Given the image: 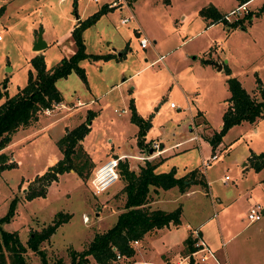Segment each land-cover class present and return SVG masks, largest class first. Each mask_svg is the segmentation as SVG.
Listing matches in <instances>:
<instances>
[{
  "label": "rangeland",
  "instance_id": "rangeland-1",
  "mask_svg": "<svg viewBox=\"0 0 264 264\" xmlns=\"http://www.w3.org/2000/svg\"><path fill=\"white\" fill-rule=\"evenodd\" d=\"M110 1L0 0V81L7 78V94H13L26 82L27 70L31 69L28 58L33 34L41 31V38L47 42L43 48L45 63L52 66L74 51L70 29L76 20ZM210 1L138 0L134 7L121 2L120 8L107 9L84 28L85 52L107 53L113 47L116 54L121 50L124 54L114 59H80L85 81L74 71L55 81L67 105L79 100L72 115L60 116L65 109L56 105L48 112L40 110L39 116L50 114L41 116L42 122L56 121L32 134L27 129L13 137L6 150H11L19 161L0 171V216L12 197L16 201L12 217L1 224L2 228L16 230L24 242L30 229L46 225L57 211L68 212V219L41 243L48 260L59 256L67 261L70 248H83L93 231L113 223V217L107 218L106 211L122 207L125 193L118 186L125 181L120 174L101 193L93 194L90 184L94 166L116 153L112 156L126 155L129 160L154 162V171L173 168L174 175L200 168L206 186L196 183L190 188L193 191L187 193L173 187L168 192L171 202L166 207L176 204L183 207V219L189 221L191 230L200 222L199 235L202 233L212 249L224 252L229 264H264V213L252 222L246 217L248 197L264 205V168L257 173L250 162L251 155L264 150V115L229 126L213 148L209 144L212 133L220 127L228 96L225 82L228 74L217 66H227L246 91L257 89L256 76L264 87V19L254 24H249L250 18L243 19V26L251 27L248 30L241 25L225 28L227 25L220 21L201 30L196 9ZM221 1L225 9L233 5V0ZM260 1L252 0L248 6L254 8ZM247 11L256 12L246 6ZM130 12L135 13V18L119 24V18ZM245 12L236 15L225 11L230 19ZM180 13L185 14L183 19ZM141 36L147 39L145 47L139 44ZM203 58L211 63L214 60L215 64L203 63ZM130 97L136 112L146 121L141 145L136 144L138 126L129 117ZM88 108L98 109L82 139L93 163L88 174L80 177L74 171H66L56 182L49 183L46 197L27 201L23 198L27 184L21 187L18 183L34 176L49 152H58L53 138L62 134L64 124L72 127L81 121ZM197 110L200 112L191 119ZM20 135L24 137L15 142ZM153 140L158 141L162 151L161 143L168 144L169 149L158 156L161 151L155 153L151 148ZM214 152L217 157L202 165L203 158ZM120 160H125L129 168L126 159ZM244 161L247 164L242 166ZM224 174L228 175L225 182L221 180ZM82 214L87 216L86 221L82 220ZM181 229L179 224L168 238L178 240ZM188 234L192 235L191 231ZM180 251L184 254L185 247ZM25 255L26 264H37L34 252L27 250ZM136 257L135 264H140L141 256Z\"/></svg>",
  "mask_w": 264,
  "mask_h": 264
},
{
  "label": "trees",
  "instance_id": "trees-1",
  "mask_svg": "<svg viewBox=\"0 0 264 264\" xmlns=\"http://www.w3.org/2000/svg\"><path fill=\"white\" fill-rule=\"evenodd\" d=\"M133 1L125 0L127 4H131ZM237 1L239 4L246 0ZM107 9H111V7L106 3L101 4L89 15L76 20L70 29V35L75 45L74 51L67 57H61L51 67H45L41 53L32 55L29 58L31 69L27 70L26 82L17 87L13 94L8 95L6 87H2L7 78L3 77L0 81V98H3L0 102V171L16 165L14 160H10L9 154L1 151L10 141L11 134L19 127L32 124L37 119L40 110L50 108L53 103L61 99L60 92L55 86L56 79L65 77L69 72L74 71L85 81V71L79 64L80 59H107L115 56L111 53L85 52L82 38L83 29L91 25ZM263 9L264 3L258 7L254 14H258ZM198 14L208 22L220 21L233 27L243 26V19L248 20L252 13L247 11L241 17L227 21L224 13L219 12L213 4L208 3L198 9ZM202 61L211 62L208 58H203ZM222 69L228 74L225 82L229 94L225 98L226 106L221 113L220 127L211 135L212 148L229 126L242 120L253 121L264 113V87L261 85L259 77L256 76L255 79L257 83L255 91L259 95L256 97L254 93L250 94L244 89L239 80L230 74L227 66L222 65ZM128 108L130 120L138 126L136 144L141 145L143 144V128L146 121L136 112L132 97L128 99ZM94 114V110L87 109L85 118L81 122L71 128H66L63 134L56 139L61 156L28 181L23 191V198L31 199L36 196H44L47 185L66 171L73 170L80 177H86L93 163L80 140L88 131L90 120ZM253 155L254 158L250 159L252 167L255 170L264 167V150ZM154 166V162L145 160L138 170L134 171L128 168L124 160H118V171L125 181L121 188L125 193L122 210L117 213L114 222L109 227L93 232L83 248L78 250L70 248L67 261L59 256L48 260L41 243L47 241L56 227L68 219L69 213L55 212L49 223L39 229H30L27 238L22 242L16 230H6L1 226L3 222L9 221L14 213L16 197H12L7 210L0 216V264H26L27 250L38 256L37 264H87L90 257L97 264H118L115 258L116 253L125 257L133 254L134 249L130 244L132 239L141 238L146 231L153 227H161L169 222L172 224L179 222V206L165 211L159 208L149 209L145 205L150 185L161 188L175 185L180 191H184L193 183L206 186L202 172L196 167L176 176L173 168L157 172L154 171ZM183 242L186 252L193 249L189 234Z\"/></svg>",
  "mask_w": 264,
  "mask_h": 264
},
{
  "label": "crops",
  "instance_id": "crops-1",
  "mask_svg": "<svg viewBox=\"0 0 264 264\" xmlns=\"http://www.w3.org/2000/svg\"><path fill=\"white\" fill-rule=\"evenodd\" d=\"M118 1H120V3L121 2H124V3H126L125 2V0H118ZM137 1L138 0H134L131 4H127L126 3V5H128V6H130V7H134V5L137 3ZM149 1H152V0H149ZM165 3H168L169 2V0H163ZM247 1V3H246V6L251 10V11H256L257 9H258V7L262 4V3H264V0H261L257 5H255L254 6V8H250L249 6H248V4H249V2H251L252 0H246ZM208 3H211V4H213L215 7H216V9L219 11V12H221V13H224L225 14V11H230L232 8H234L237 4H238V1L237 0H233V5H232V7L230 6L228 9H225V8H227V7H225L224 5H223V3H222V1L221 0H211L210 2H208ZM208 3H206V4H208ZM206 4H204V5H206ZM203 6V5H202ZM202 6H200V7H202ZM200 7H197V9H196V13H197V16H199V18L201 19V22H200V27H201V30H203V29H205L206 27H212L213 25H215L216 23H218V22H208V20H206L205 18H203L201 15H199L198 14V9L200 8ZM99 8V7H98ZM97 8V9H98ZM120 8V7H119ZM92 13V12H91ZM89 15V14H88ZM184 13H180V15H179V17H180V19H183L184 18ZM127 16H129V19H128V21L127 22H129L130 20H132L133 18H135V13L133 14V12H130V14L129 15H127ZM85 17V16H84ZM121 17H124V16H121ZM120 17V18H121ZM119 18V19H120ZM260 19H264V9L262 10V11H260L258 14H252L251 16H250V20L248 21L249 22V24H254V23H256L255 21H260ZM120 21H118V23H119ZM127 22H125V23H127ZM124 23V24H125ZM120 24V23H119ZM263 24V23H262ZM228 26H225V28H227ZM138 28V27H137ZM137 28H134V32H137V33H139V29H137ZM243 28H245V29H251V27L250 26H248V25H245V26H243ZM85 31V29H83V31H82V38H83V42H84V37H83V32ZM34 35L35 34H33L32 35V39H34ZM142 37V36H141ZM153 42H155V39H153ZM45 46H47V42H46V45ZM84 46H85V42H84ZM142 47H145V46H142ZM44 48V47H43ZM43 48L41 49V50H39V51H36V50H33V49H31V56L32 55H34V54H36V53H41L42 55H43V59H44V63H45V58H44V53H43ZM109 50L110 51H108L107 53H111V54H114L115 56L114 57H110V59H114V58H117V57H121L123 54H124V51L123 50H121V51H119V52H117V54H116V51H115V49L112 47V48H109ZM87 53H93V52H87ZM94 53H98V52H94ZM30 56V57H31ZM29 57V58H30ZM29 58H28V60H29ZM84 59H86V60H89V61H95V60H98V59H90V58H84ZM102 60H104V59H102ZM214 61V60H213ZM212 61V63L211 62H209V63H211L212 65L213 64H215V62H213ZM203 63H205V62H203ZM45 67L46 68H49V67H51V66H47V64L45 63ZM83 67V66H82ZM221 68H222V64H221ZM220 68V69H221ZM83 69H84V67H83ZM231 71V70H230ZM67 76V75H66ZM57 80V79H56ZM241 84V83H240ZM242 85V84H241ZM56 86V85H55ZM243 86V85H242ZM20 87V86H19ZM57 88V87H56ZM58 89V88H57ZM245 89V88H244ZM59 90V89H58ZM60 92V91H59ZM130 92V91H129ZM248 93H250V94H252V93H257L254 89L250 92V91H247ZM229 94V93H228ZM60 96H61V99L58 101V102H56V103H53L54 105H56V108H59L60 110L61 109H65V112L62 114V115H60V116H62V117H70L71 115H72V113H73V111L74 110H76L77 108H78V104L80 103L79 102V100H76V102L75 103H69V105H67V103H65L64 101H63V99H62V95H61V93H60ZM91 98L89 99V101L88 102H91ZM94 102V101H93ZM87 103V102H86ZM85 103V104H86ZM89 109V108H88ZM91 110H94L95 111V114H96V112L98 111V109H91ZM59 111V110H58ZM58 111H56V112H58ZM86 111H87V109H86ZM86 111H85V114H86ZM200 111H198L197 110V112L195 113V114H193L192 116H191V119L192 118H196L195 117V115L197 114V113H199ZM95 114H94V116L91 118V120H90V123L93 121V119H94V117H95ZM50 114H42V115H38V117H37V119L34 121V123H32V124H30V125H28V126H26V127H19V128H17L12 134H11V138H10V141L8 142V144L7 145H5L2 149H1V151H3V152H5V153H7V154H9L10 155V160H14L15 162H16V164L18 163V161H19V159H15V155L14 154H12V151L11 150H6L8 147H10V145H11V143H12V141H13V137L15 136V135H17V133L18 132H20V131H22V130H27V129H31V131L29 132V133H31L32 134V132H34V130H36V129H40V128H43V127H48V126H51L52 125V123H54L55 121H56V119H51V120H47V121H45V122H42V120H41V116H49ZM262 115H264V113L262 114ZM261 115V116H262ZM260 117V116H259ZM84 118H85V115H84ZM83 118V119H84ZM256 118H258V117H256ZM255 118V119H256ZM82 119V120H83ZM254 119V120H255ZM81 120V121H82ZM81 121H79V122H81ZM191 121V120H190ZM36 122V123H35ZM78 122V123H79ZM43 123V124H42ZM77 123V124H78ZM90 123H89V125H90ZM190 124V123H189ZM73 127V126H72ZM34 128V129H33ZM63 132L65 131V129L66 128H71V126H69L68 127V125L67 124H64L63 125ZM189 130H190V125H189ZM60 132V131H59ZM63 132H62V134H63ZM54 133V132H53ZM57 134V133H56ZM59 134V133H58ZM61 134V135H62ZM61 135H59V136H57V137H54L53 139H55V141H56V139L58 138V137H60ZM24 137V135H20L18 138H16L15 139V142H17L19 139H22ZM83 139V138H82ZM82 139L80 140V142H81V144H82ZM144 141H145V139H144ZM221 143V142H220ZM220 143H218V144H220ZM161 145L163 146V151H161L160 153H159V155L158 156H161V154L162 153H164L165 151H167L168 149H169V145L168 144H166V145H163L162 143H161ZM139 149H141L140 147H138ZM113 155H115L116 153H112ZM112 154H109V156H112ZM255 154V153H254ZM250 155V154H249ZM61 156V152H60V150L58 149V152H56V151H52V152H49L48 153V155H47V157H46V159L44 160V162L42 163V165L41 166H39V168H37V170H36V173L35 174H39V173H41L46 167H47V165H50V164H52L57 158H59ZM109 156H107V157H109ZM106 157V158H107ZM251 157V156H250ZM252 158V157H251ZM105 159V158H104ZM122 159H126L127 161H128V163H129V168L130 169H133L134 171H136V169L138 170V168H139V166L140 165H142L143 164V162H141V161H134V160H129L128 159V156H126V155H123V157H122ZM103 161V160H102ZM125 161V160H124ZM99 162H101V161H99ZM98 162V163H99ZM247 164V162L246 161H244V163H241V165L243 166V165H246ZM198 168V167H197ZM264 167H262V168H260V169H258V171H256L257 173H261V169H263ZM198 169H200V168H198ZM254 169V168H253ZM255 170V169H254ZM69 171H71V172H73V170H69ZM157 172H159V171H157ZM64 173V172H63ZM185 173V172H184ZM257 173H255V175L257 174ZM62 174V173H61ZM61 174H59L58 176H57V179L61 176ZM182 175V174H181ZM176 176H179V175H176ZM264 177V176H263ZM33 178V176H30V177H27V178H25L24 180H21L18 184L21 186V187H24V185H26L27 183H28V181L29 180H31ZM23 179V178H22ZM221 180H222V178H221ZM57 181V180H56ZM56 181H53V182H56ZM116 182V181H115ZM223 182H225V181H223ZM206 184H207V181H206ZM49 185V184H48ZM47 185V187H46V193H45V195L44 196H36V197H40V198H44V197H46V195L48 194V189H50V186H48ZM197 184L196 183H193V184H191V185H189L188 186V188L187 189H185L184 191H180L178 188H177V186H175V185H173V186H171V187H168V188H161V187H156V186H153V185H150L149 186V190H148V193H147V201H146V203H145V205L146 206H148V208L149 209H155V208H159V209H162V210H165V211H169V210H172L173 208H175L176 206H179L180 207V214H179V222L177 223V224H172V223H168L167 225H163V226H161V227H153V228H151L150 230H148V231H146L144 234H143V236L141 237V238H139L138 239V243L137 244H135L134 246H132L133 247V249H134V252H133V254L132 255H130V256H128V257H125V256H122V257H120V258H118V259H120V261H117L118 262V264H135L136 262L138 263V261H137V257H136V255L137 254H139V256H141V262H140V264H160L161 262L162 263H164V264H167V261L168 262H170V263H172V264H175L176 263V261H178L179 260V258L181 257V256H183L184 254H186L187 252H185L184 254H182V253H180L181 251V249H182V247L184 248L185 247V245H184V242H183V240H184V238L187 236V234L190 232V223H189V221L187 222V221H185L183 218V207H181L179 204H176L175 206H173V207H166V204L168 203V202H171V195L170 194H168V192H169V190L170 189H172L173 187H176V189L177 190H179L180 192H184V193H187V192H191V191H193V190H191L190 188H192V187H195ZM123 186V184H121L120 186H118V188H121ZM190 189V190H189ZM36 197H33V198H36ZM33 198H31V199H33ZM31 199H26L27 201H30ZM122 201H124V199L122 200ZM251 202H254L253 201V199L252 198H250V197H248V206H250V204H251ZM122 205H123V203H122ZM260 205V204H259ZM261 206V205H260ZM262 209H264V205H262L261 206V210ZM122 210V207H120V208H115V207H111L110 208V210H108V211H106V217L107 218H109V217H113V222H114V220H115V218H116V215H117V213L118 212H120ZM68 213V212H67ZM83 215H85V214H82V216ZM262 215H263V213H262ZM261 215V216H262ZM261 218V217H260ZM180 224V226H181V230H180V238L178 239V240H175L174 241V239H172V238H168V234L169 233H171L172 232V230L176 227V226H178ZM199 224H200V222L197 224V225H195L196 227L195 228H197L199 231H200V229H199ZM107 227H109V226H107ZM107 227H105V228H107ZM57 228V227H56ZM104 228V229H105ZM101 230H103V229H101ZM101 230H95V231H101ZM95 231H93V232H95ZM93 232H92V234H91V236L93 235ZM201 232V231H200ZM201 236H202V233H201ZM91 238V237H90ZM202 238L204 239V237L202 236ZM205 240V239H204ZM150 241H152L153 242V244L152 245H150ZM185 250H186V247H185ZM213 250H215L221 257H222V259L224 258L225 260H226V257H225V253L224 252H222V251H219L218 252V250L215 248V249H213ZM145 255H147V257H144ZM92 261H93V263H92ZM226 262L229 264V262L226 260ZM87 264H97L91 257L89 258V261H88V263Z\"/></svg>",
  "mask_w": 264,
  "mask_h": 264
},
{
  "label": "built area",
  "instance_id": "built-area-1",
  "mask_svg": "<svg viewBox=\"0 0 264 264\" xmlns=\"http://www.w3.org/2000/svg\"><path fill=\"white\" fill-rule=\"evenodd\" d=\"M91 1H98V0H91ZM246 3L247 1L241 2L237 4L234 8H232L228 13L236 15L240 14L241 11H246ZM109 7H120V1L118 0H111L107 3ZM236 15L234 18H237ZM224 17L227 21H232L227 16V13L224 14ZM129 19V16H124L119 19L120 23H125ZM147 39L145 37L139 38L140 46H145ZM171 106L173 105L172 102L169 103ZM54 106V104L52 105ZM43 111L48 112L49 108H45ZM151 148L155 150V153H159L162 151V148L159 147L158 141L153 140L151 142ZM123 156H109L103 161L96 164L91 171L90 177V184H91V192L93 194H98L105 191L111 184H113L119 177L118 171V160L122 159ZM217 157L216 152L211 153L203 158L202 165H207L211 160H214ZM228 178L227 174L223 175L222 181ZM262 215L261 206L256 202H251L250 206L246 211V217L249 222L255 221L260 219ZM82 220L86 221L87 216L83 215ZM192 235L190 238L192 240L191 244L193 249L181 256L177 262V264H228L225 260L220 259L215 250H213L207 242L199 235V230L197 228H193L190 230ZM138 243V239H132L130 244ZM122 255L116 253L115 258H120ZM145 264V263H144Z\"/></svg>",
  "mask_w": 264,
  "mask_h": 264
},
{
  "label": "water",
  "instance_id": "water-1",
  "mask_svg": "<svg viewBox=\"0 0 264 264\" xmlns=\"http://www.w3.org/2000/svg\"><path fill=\"white\" fill-rule=\"evenodd\" d=\"M45 45H46V42L41 38V31L38 30L36 32V34L34 35V39L32 41L31 49L36 50V51H39L43 47H45ZM217 68L220 69L221 68V64H219L217 66ZM2 87H5V85L3 84ZM211 143H212V138H210V140H209V144H211ZM251 157L254 158V155H251ZM261 212L264 213V209H262Z\"/></svg>",
  "mask_w": 264,
  "mask_h": 264
}]
</instances>
